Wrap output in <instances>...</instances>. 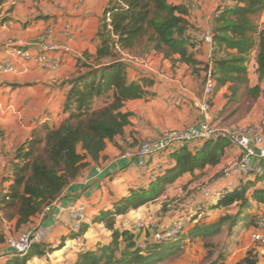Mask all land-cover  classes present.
<instances>
[{
	"label": "crops",
	"instance_id": "0c3cea01",
	"mask_svg": "<svg viewBox=\"0 0 264 264\" xmlns=\"http://www.w3.org/2000/svg\"><path fill=\"white\" fill-rule=\"evenodd\" d=\"M109 1L8 0L0 9V66L14 65L19 69L18 72L0 75V192H6L10 186L4 180L9 177L8 169L16 151L32 138L35 129L64 118V105L69 90L67 82L84 71L81 70V62L95 63L99 45L97 35ZM218 1L191 0V3H187L169 0L171 4H183L189 8L190 23L194 22L197 28L204 31L211 23L208 16L210 6L215 3L217 8L223 4ZM233 1L227 4L231 5ZM189 35L195 45L194 59L199 63L195 66L178 63L177 68H173L167 61H160L161 53L157 58L146 60L145 65L137 61H126L130 81L146 79L151 83V86L146 87L148 95L125 104L123 112L131 116L123 135L107 143L98 161L86 160L77 179L50 205L49 211L34 218L23 229L33 225L50 229V236L45 242L47 254L34 257L28 264H75L81 252L95 249L98 244L109 243L111 232L104 224L94 223V219L103 211L113 210L115 203L126 197L131 190L148 187L152 183L153 169L158 165L163 168L164 174L175 165L172 154L167 153L155 157L145 170H141L136 166V161L129 159L126 154L135 151L142 142L157 138L166 131L183 130L202 123L196 104L203 97L204 69L212 66L213 47L195 42L192 37L195 33ZM41 43L70 48L68 53L60 51L50 54L58 64L57 70L50 71L35 63L18 66L5 51L7 45H15L36 53ZM85 55H89L90 59L87 60ZM221 56L226 57V52L223 51ZM255 58L256 54L253 53L250 66L248 64V85L237 88L236 97H233L235 84L215 88L211 111L213 125L230 128L255 125L264 134V77L261 78L257 71ZM252 63L254 74L251 71ZM196 69L201 71L195 72ZM202 145L195 143L189 148L195 151ZM241 156V149L229 146L218 165L185 174L156 202L119 216L116 229L137 234L139 244L145 247L153 243L152 236L147 231L137 230V215L143 216L147 224L160 222L164 226H170L178 220L182 209L189 210L197 205L204 207L200 223L210 224L222 216L233 215L236 212L235 206L228 209L215 208L217 200L206 199L203 189L233 191L247 182L253 184L254 188L264 189V176L261 179L239 176L225 178L224 171L239 162ZM252 163L264 168V160H253ZM220 172L222 178L214 186L209 185L210 180ZM196 188L199 190L197 194L185 196ZM251 204L249 212L252 214L264 212V205L252 200ZM79 205L85 208L83 223L88 226V231L81 237L71 238L73 220L69 210ZM197 222H187L185 232L190 231ZM12 224L15 226V223ZM253 233V229H249L240 236L234 254L226 264H238L251 251L257 264H264V243L255 242ZM63 242V249L49 252V249H55ZM193 242L185 241L187 255L190 254V245L187 244L194 245ZM198 248L205 252L204 243ZM8 250L12 252L10 248ZM4 262L0 261V264Z\"/></svg>",
	"mask_w": 264,
	"mask_h": 264
},
{
	"label": "trees",
	"instance_id": "16d2710c",
	"mask_svg": "<svg viewBox=\"0 0 264 264\" xmlns=\"http://www.w3.org/2000/svg\"><path fill=\"white\" fill-rule=\"evenodd\" d=\"M7 1L0 0V9ZM216 13L212 72L216 87L235 84L236 97L237 88L248 85V64L253 53L257 71L264 77V28L258 24L264 13V0H234ZM189 17V8L169 0L109 1L97 35L95 63L81 62L84 71L67 82L64 118L35 129L32 138L15 153L9 177L4 180L10 186L0 192V223H15L16 230L29 226L77 179L86 160L98 161L107 143L123 135L131 116L123 112L125 104L147 96L146 87L151 86L146 79L130 81L125 56L143 58L167 51V55L180 56L184 63L199 64L189 51L195 46L188 35ZM223 51L226 57L221 56ZM229 146L226 140L208 141L195 151L184 147L172 153L175 165L167 173L146 188L131 190L115 203L113 210L103 211L94 219V223L104 224L111 232V241L81 252L75 264H166L184 253L186 240L216 237L226 227L230 232L239 226L253 228L251 200L264 205V189L247 182L216 201L218 209L235 206L233 215L210 224L197 222L174 241L144 247L137 234L116 229L119 216L156 202L185 174L218 165ZM87 231L88 226L83 223L79 233L69 237H81ZM7 242L8 235L0 228V245ZM64 242L49 252L63 249ZM46 254L44 242L35 245L25 257L7 260L5 264H28L34 257ZM229 257L230 253L223 251L210 264H226ZM257 263L251 251L238 264Z\"/></svg>",
	"mask_w": 264,
	"mask_h": 264
},
{
	"label": "built area",
	"instance_id": "2783aa9c",
	"mask_svg": "<svg viewBox=\"0 0 264 264\" xmlns=\"http://www.w3.org/2000/svg\"><path fill=\"white\" fill-rule=\"evenodd\" d=\"M227 5V3H226ZM195 42H201L213 47L214 44V25L211 22L202 34L192 36ZM5 51L10 54L16 65L35 63L50 71H55L58 64L50 56L51 53L64 51L70 52L69 47H59L41 43L37 46V51L15 45H7ZM140 64H146L147 61H137ZM19 69L14 65L0 66V75L9 72H18ZM216 87V81L212 72V66L208 67L205 73V87L201 100L196 104L202 123L196 126H190L183 130L166 131L157 138L142 142L138 148L126 156L136 161L137 167L145 170L150 162L157 156L167 153H174L176 150L189 147L195 143H205L208 141L226 140L230 146L241 149L242 156L239 162L230 166L224 171L225 178L256 177L264 175V168L253 165V160H264V134L255 127H237L227 128L215 126L212 124V96ZM164 174L160 165L153 169L151 181H156ZM229 193L228 190L215 192L209 188L203 189V195L208 200H218ZM45 208L44 213L49 211ZM70 217L73 220L72 233H79L85 217V208L82 205L72 207L69 210ZM181 215L172 225L164 226L160 222L146 223L141 215L135 216L136 228L138 231H147L152 236L153 243L163 244L176 240L185 232L187 222H197L204 213V207L197 205L188 211H181ZM253 238L257 243H264V212L254 214ZM50 236V229L41 225H33L25 229L17 239L10 240V249L12 252L0 257V261H7L13 258H23L28 255L33 247L47 241Z\"/></svg>",
	"mask_w": 264,
	"mask_h": 264
},
{
	"label": "rangeland",
	"instance_id": "374dc122",
	"mask_svg": "<svg viewBox=\"0 0 264 264\" xmlns=\"http://www.w3.org/2000/svg\"><path fill=\"white\" fill-rule=\"evenodd\" d=\"M185 1L187 3H191V0H182ZM215 0H213L214 2ZM212 2V1H211ZM221 5H219L217 8H215V3L212 4V6H210L209 12H208V16L211 18V22L214 21V17L216 16V12L217 10L222 7V6H226V3H229L230 0H219L218 1ZM228 5V4H227ZM258 24L260 26V29L264 28V13L263 15L258 19ZM204 32V30L197 28L195 23L193 22L191 24V28L188 31V35L189 33H195V34H202ZM190 37V35H189ZM199 43V42H198ZM193 50H195V47H190L189 51L190 53L194 56L193 54ZM159 55V53H151L149 56L146 57H138V58H133V57H128L125 56L126 61H132L133 63H136V61H146V60H150L151 58H157ZM161 62L167 61L168 63H170L171 65H173V68H177V64L178 63H184L180 60V56L175 55H167V51H165L162 54V57L160 59ZM250 66V63H249ZM254 63H252V67H251V71L252 74H254ZM200 69H196L195 72H200ZM204 71L206 72L207 70L204 69ZM262 107V105L260 106V108ZM221 126V125H220ZM249 127H255V125H250ZM230 128V127H227ZM222 172H220L215 178L211 179L209 182V185L214 186L215 183L218 182V179L222 178ZM223 191V190H222ZM199 192V190L196 188L194 191L189 192L188 194H186V197H190V194H197ZM199 206V205H198ZM182 211H188L187 209H182ZM204 216V214H203ZM204 218V217H203ZM202 219V218H201ZM199 219L198 221L201 222L202 220ZM250 221L248 220V224ZM0 228L2 230V232L7 233L8 235V242L4 245H0V257L4 254L10 253L8 252L9 250V245H10V240H14L17 239L20 234L24 231L22 228L20 230H22L21 232L19 230H16L14 224L10 225L9 222H1L0 223ZM252 228V225H250L249 227H245V226H239L237 227L235 230H233L232 232L228 231V227H226V229L223 231L222 234H220L219 236L213 237V238H208V239H201V240H196V242H193L194 245H196L194 247V245H191L190 243L187 244L189 246L190 249V254L187 255V253L184 251V253L182 255L177 256L175 259L169 261L166 264H172V263H184V264H210L211 262H213L218 255L223 252V251H227L228 253H230V256L232 254H234V250L236 249L238 242V239L240 238V236L246 232L249 231V229ZM20 232V233H19ZM186 233V232H185ZM205 244V252L201 251L198 247H202V244ZM200 245V246H198ZM187 247V246H185ZM60 255V254H58ZM5 263V262H4ZM40 263V262H37Z\"/></svg>",
	"mask_w": 264,
	"mask_h": 264
}]
</instances>
